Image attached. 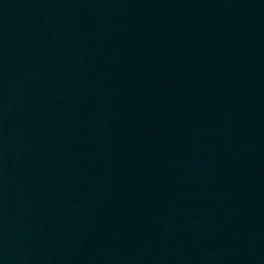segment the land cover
Wrapping results in <instances>:
<instances>
[{
	"label": "water",
	"instance_id": "obj_1",
	"mask_svg": "<svg viewBox=\"0 0 264 264\" xmlns=\"http://www.w3.org/2000/svg\"><path fill=\"white\" fill-rule=\"evenodd\" d=\"M0 264H264V0H0Z\"/></svg>",
	"mask_w": 264,
	"mask_h": 264
}]
</instances>
